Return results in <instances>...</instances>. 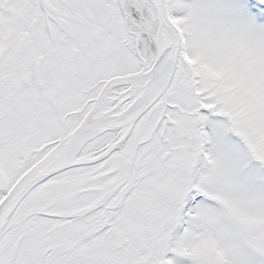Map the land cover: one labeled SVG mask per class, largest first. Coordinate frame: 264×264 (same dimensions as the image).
Returning a JSON list of instances; mask_svg holds the SVG:
<instances>
[{
	"label": "snow or ice",
	"instance_id": "snow-or-ice-1",
	"mask_svg": "<svg viewBox=\"0 0 264 264\" xmlns=\"http://www.w3.org/2000/svg\"><path fill=\"white\" fill-rule=\"evenodd\" d=\"M0 264H264V0H0Z\"/></svg>",
	"mask_w": 264,
	"mask_h": 264
}]
</instances>
